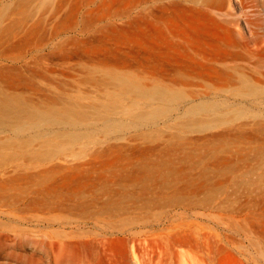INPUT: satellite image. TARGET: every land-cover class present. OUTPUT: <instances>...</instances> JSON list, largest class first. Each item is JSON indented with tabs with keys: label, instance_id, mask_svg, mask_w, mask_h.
Returning a JSON list of instances; mask_svg holds the SVG:
<instances>
[{
	"label": "rangeland",
	"instance_id": "rangeland-1",
	"mask_svg": "<svg viewBox=\"0 0 264 264\" xmlns=\"http://www.w3.org/2000/svg\"><path fill=\"white\" fill-rule=\"evenodd\" d=\"M224 69L264 86V0H0V98L76 119L0 123V264H264V92Z\"/></svg>",
	"mask_w": 264,
	"mask_h": 264
},
{
	"label": "bare ground",
	"instance_id": "bare-ground-1",
	"mask_svg": "<svg viewBox=\"0 0 264 264\" xmlns=\"http://www.w3.org/2000/svg\"><path fill=\"white\" fill-rule=\"evenodd\" d=\"M223 74L221 73L222 82L227 83L229 81L235 80L237 87L242 92H248L249 94L258 97L260 94L264 92V86L259 85L257 82L250 80L244 75H236L233 77V74L230 71L223 70ZM113 78L120 82L124 83L130 87H136L138 85L135 84L134 80L127 75H119L114 74ZM225 86L218 87V92ZM215 90V87H213ZM142 93L150 95L153 99L159 98V101H165V103L173 100L175 96L178 95V92H175L173 89L160 85H153L149 88L142 89ZM233 93L242 95V93H238L234 91ZM217 93L214 91L210 95H207V101H203L194 105L192 108H189L190 113H194L200 109H203L210 114H214L216 116H223L230 112H245L251 110V107L238 105L234 108L230 107V104L226 103V100L216 98ZM242 100V99H241ZM163 106H156L152 112L151 116L156 114ZM74 108L72 106H65L60 109L56 107L51 108H41L38 106L24 104L22 103L16 96L6 95L0 98V123L5 124L6 119H16L18 122L15 123V126L18 130L17 132H22V129H38L44 125H71L76 126V119L73 112ZM26 120L21 119L22 115ZM44 135H46V142L50 144H46L50 150L62 149L66 146V142L63 141L65 137L77 140L84 136L86 132H81L77 130H65V129H47L42 131ZM41 133L39 134L41 136ZM37 139V135L31 137L29 140L34 141Z\"/></svg>",
	"mask_w": 264,
	"mask_h": 264
}]
</instances>
